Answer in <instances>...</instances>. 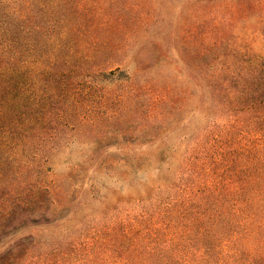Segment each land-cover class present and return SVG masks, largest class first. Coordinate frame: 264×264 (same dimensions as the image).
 <instances>
[{
	"label": "trees",
	"instance_id": "16d2710c",
	"mask_svg": "<svg viewBox=\"0 0 264 264\" xmlns=\"http://www.w3.org/2000/svg\"><path fill=\"white\" fill-rule=\"evenodd\" d=\"M92 2L0 0V264H264V0H196L198 108L133 141L131 212L100 208L122 180L102 167L107 150L68 151L50 175L73 99L91 79L128 78L98 68ZM157 85L156 107L173 106L143 127L176 109Z\"/></svg>",
	"mask_w": 264,
	"mask_h": 264
},
{
	"label": "rangeland",
	"instance_id": "374dc122",
	"mask_svg": "<svg viewBox=\"0 0 264 264\" xmlns=\"http://www.w3.org/2000/svg\"><path fill=\"white\" fill-rule=\"evenodd\" d=\"M93 1L90 5L93 21L90 22L100 24V39L102 35L95 59L98 68L105 73L112 71L113 76L123 71L128 78L112 83L91 79L81 95L73 99L81 109L75 112L69 109L75 120L72 122L74 126L60 133L65 135L62 143L67 141V145L57 152L54 171L50 175L58 174L59 164L66 160L68 151L75 155V161L81 159L85 162L97 148L107 150L102 167L120 173L122 180L113 181L102 190L105 202L100 204V208L116 204L119 209L124 203L127 211L131 212L132 154L133 146H138L133 145V141L140 144L175 130L176 121L188 120L197 111L200 7L196 0ZM235 32L242 36L259 35V32L241 28ZM159 83L171 89L172 94L170 90H166V94L168 102L176 98V109L172 114L164 113V120L156 125L143 127L140 122L144 118L159 116V112L162 116L163 107L167 112L172 109L173 105L168 103L162 104L160 109L156 107ZM197 124L198 120L192 119L189 127L182 131H192ZM66 137L69 138L64 139ZM171 146L169 144L167 149ZM98 208L99 205L94 204L81 210L79 218Z\"/></svg>",
	"mask_w": 264,
	"mask_h": 264
}]
</instances>
